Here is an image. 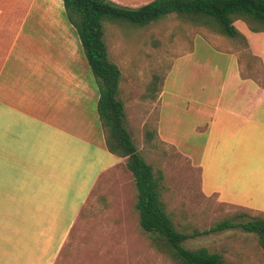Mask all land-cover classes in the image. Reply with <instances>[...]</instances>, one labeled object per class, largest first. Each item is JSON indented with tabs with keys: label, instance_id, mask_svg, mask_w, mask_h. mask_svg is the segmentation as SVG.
<instances>
[{
	"label": "crops",
	"instance_id": "0c3cea01",
	"mask_svg": "<svg viewBox=\"0 0 264 264\" xmlns=\"http://www.w3.org/2000/svg\"><path fill=\"white\" fill-rule=\"evenodd\" d=\"M111 1L139 8L154 0ZM234 25L240 37L189 25L193 46L165 50L162 58L173 64L163 89L152 104L140 105L149 116L158 105L181 108L185 100L206 136L203 192L257 190L264 203V32L243 20ZM178 63L194 81L210 69L200 87L210 85V92L181 100L165 91ZM91 73L63 0H0V264H68L72 256L62 260L61 252L93 189L126 163L107 149ZM251 156L262 165L259 176L249 171Z\"/></svg>",
	"mask_w": 264,
	"mask_h": 264
},
{
	"label": "rangeland",
	"instance_id": "374dc122",
	"mask_svg": "<svg viewBox=\"0 0 264 264\" xmlns=\"http://www.w3.org/2000/svg\"><path fill=\"white\" fill-rule=\"evenodd\" d=\"M103 25L110 60L121 70L119 98L125 107V125L138 152L153 165L157 176L162 173V199L176 227L187 233L202 232L242 212L247 215L235 221L264 218V203L259 202L257 190L254 196H244L241 191L223 196L203 192L201 160L206 136L199 135L195 125L200 116L188 110L184 98L210 92V85L204 91L200 88L202 81L211 77L210 69L201 78L199 72L194 81L191 70L180 68L178 63L166 78L165 91L182 96V107L158 105L148 116L150 111L145 105L156 101L168 67L173 64L169 58L163 59V54L194 44L196 33L189 23L171 14L145 25L106 16ZM178 53L175 56L181 54ZM158 130L163 139L167 138L166 143ZM147 131L155 135L149 139ZM253 149L256 154L260 151L258 147ZM250 159V173L259 176L262 165L254 162L253 156ZM137 195L126 163L104 174L62 249L61 259L72 256L68 264H176L142 230L136 210ZM249 199L258 207L244 205ZM184 246L190 250L205 247L220 254L225 264H264L258 236L238 229L198 236Z\"/></svg>",
	"mask_w": 264,
	"mask_h": 264
},
{
	"label": "trees",
	"instance_id": "16d2710c",
	"mask_svg": "<svg viewBox=\"0 0 264 264\" xmlns=\"http://www.w3.org/2000/svg\"><path fill=\"white\" fill-rule=\"evenodd\" d=\"M68 22L75 28L84 56L99 88L97 105L109 152L126 158L138 190L136 210L142 230L153 245L173 258L176 264H225L218 253L207 248L187 249L189 239L202 235L241 230L256 234L264 250V218L235 221L242 212L218 222L205 231H180L167 212L162 199V173L156 175L153 165L138 152L132 134L125 125V107L119 98L121 70L110 60L104 40L106 16L145 25L169 14H176L189 25L203 27L229 38L240 37L234 23L243 20L254 32H264V0H154L139 8L120 6L111 0H63ZM154 132L147 131L150 139Z\"/></svg>",
	"mask_w": 264,
	"mask_h": 264
}]
</instances>
